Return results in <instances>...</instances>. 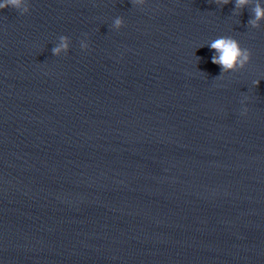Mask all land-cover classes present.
Segmentation results:
<instances>
[{
    "label": "water",
    "instance_id": "95a60500",
    "mask_svg": "<svg viewBox=\"0 0 264 264\" xmlns=\"http://www.w3.org/2000/svg\"><path fill=\"white\" fill-rule=\"evenodd\" d=\"M28 2L0 10V264H264V21ZM222 36L251 58L219 78Z\"/></svg>",
    "mask_w": 264,
    "mask_h": 264
},
{
    "label": "clouds",
    "instance_id": "9594fccd",
    "mask_svg": "<svg viewBox=\"0 0 264 264\" xmlns=\"http://www.w3.org/2000/svg\"><path fill=\"white\" fill-rule=\"evenodd\" d=\"M146 3V0H130V4L133 7H142ZM212 3L222 8L229 3H234L232 14L241 15L243 9H250V18L246 27L250 29H258L261 22L264 21V5L261 0H212ZM11 8L19 15H27L30 12V4L28 0H2L0 2V10ZM123 19L117 17L114 19L112 28L119 31L122 27ZM70 40L66 36H60L58 43L52 48V55L59 57L61 53L67 54L69 51ZM210 50L214 52L211 57V63L220 67L219 78H223L226 73H234L243 70L245 66L250 62L251 53L247 48H242L239 42L230 37L222 36L217 37L207 45ZM88 44L82 40L80 41V48L82 51L88 49ZM216 78V77H215ZM258 85L259 81L255 82ZM243 103V101H242ZM247 109H243L241 115H245Z\"/></svg>",
    "mask_w": 264,
    "mask_h": 264
}]
</instances>
